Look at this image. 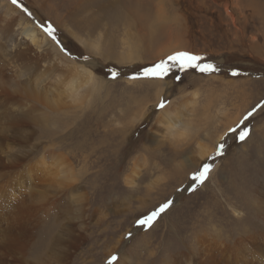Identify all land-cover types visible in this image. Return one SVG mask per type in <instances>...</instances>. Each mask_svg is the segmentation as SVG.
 I'll return each instance as SVG.
<instances>
[{"label": "rangeland", "instance_id": "rangeland-1", "mask_svg": "<svg viewBox=\"0 0 264 264\" xmlns=\"http://www.w3.org/2000/svg\"><path fill=\"white\" fill-rule=\"evenodd\" d=\"M18 2L20 7L3 4L17 9L54 48L47 70L40 64L26 69L40 76L37 90L46 94L47 108L40 105L39 117L27 121L32 153L11 174L29 175L33 194L38 184L66 186L49 208H33L36 220L27 226L36 238L28 261L44 263L39 258L67 227L68 216L84 239L71 248L68 264H109L113 255L116 264H163L199 240L236 247L239 238L264 232L251 212L264 198V0ZM49 25L55 41L44 30ZM179 52L200 56L219 71L174 68L164 80L131 78ZM75 63L83 86L85 68L94 78L59 104L58 90ZM0 69V76L6 73ZM110 69L119 73L115 79ZM162 100L167 106L160 110ZM166 108L181 112L188 127L179 130L183 136L158 119ZM245 129L250 135L242 142ZM200 144L210 150L204 160ZM21 148L17 158L26 153ZM205 163L208 178L193 181ZM9 183L3 182L4 191ZM165 202L171 206L151 227L137 224ZM243 243L236 248L248 257L253 240Z\"/></svg>", "mask_w": 264, "mask_h": 264}, {"label": "bare ground", "instance_id": "bare-ground-1", "mask_svg": "<svg viewBox=\"0 0 264 264\" xmlns=\"http://www.w3.org/2000/svg\"><path fill=\"white\" fill-rule=\"evenodd\" d=\"M3 3L4 0L0 4V67L6 70V73L0 76V264H39L27 259L28 249L36 238H32V229L30 230L27 225L34 219L33 208L38 209L40 206L49 208V200L65 191L63 190L66 187L64 186L65 182L59 183L60 186L57 187L56 185L54 188V185L51 187L46 183L35 185L37 192L33 194L29 175L26 176V173H23V176L21 174L13 175L11 172L21 164L24 165L25 161L30 159L28 155L32 153V150L28 148L31 139L30 132L32 131L24 130V127L29 125L27 121L39 117L36 115V110L40 105L47 108L46 94H40L37 90L40 76L30 75L26 69L32 71L35 69V65L40 64V67L47 70L49 67L47 68L45 65H51L52 59L48 58V55L54 48V44L36 29L35 25L26 20L17 9ZM19 36L24 38L16 39ZM58 62L64 64L61 59ZM74 66L76 67L74 73L58 90L60 93L58 94L59 97H56V102L59 104L63 95L65 98H70L69 90L73 91L77 88L83 90L84 86L91 83L94 78L93 72L83 67L86 69L84 71L86 80L83 86L79 78L75 76L81 71L76 63ZM23 78L25 81L21 82ZM21 84L26 85V87L23 88ZM46 87V85H41L42 90ZM11 88H14L15 92H12ZM64 88L67 89L68 95ZM195 97L196 95L193 98L195 99ZM180 114V111L178 114H174L172 110L166 108L158 119H161L164 124H168L167 129L171 131L175 128L178 135L183 136L179 130H187L188 127L178 116ZM216 145L217 141L214 143V146ZM21 147L27 148L26 153H24L23 158H17L15 154L19 153V149L22 150ZM199 147L202 148L199 153L200 160H204L209 155L210 150L204 148L203 144H200ZM7 179L10 180L9 184L12 188H6L7 183L4 191L3 182ZM26 184L27 186L30 184L27 189L24 188ZM21 190H25V193L29 194L22 195ZM256 202V209L251 212H255L259 220L257 221L264 227V198ZM67 218L65 219L67 227L64 226L55 234L52 243L49 245V250L39 258L45 264H68L73 255L71 248L77 247L76 249H78L81 241H84L83 234L76 233L75 222ZM84 225L86 226V224ZM249 239L253 240L254 251L247 257V255L239 254L236 247L241 248L244 245L243 240ZM205 241L199 240L192 243L189 249H185L186 252H180L179 259L173 261L176 259L174 255L170 259L163 260V264H264V232H255L252 235L249 234V237L239 238L235 243L236 247H230L222 242L220 244L218 241L216 245H206Z\"/></svg>", "mask_w": 264, "mask_h": 264}, {"label": "snow or ice", "instance_id": "snow-or-ice-1", "mask_svg": "<svg viewBox=\"0 0 264 264\" xmlns=\"http://www.w3.org/2000/svg\"><path fill=\"white\" fill-rule=\"evenodd\" d=\"M11 2L20 7L18 0H11ZM26 11V9H24ZM46 34L53 40H56L55 29L52 26H48L44 29ZM63 51V49H62ZM67 54V53H66ZM203 58L194 54H190L188 52H179L176 55H170L166 60H161L158 63L150 67H145L140 73L132 76V79H149V80H164L169 73L174 69H178L181 72H186L189 69H196L197 71L205 74L214 73L219 71L217 66L211 63L202 62ZM111 72L112 78L115 79L119 73L113 70H109ZM233 76H238L239 73L236 71L232 72ZM177 80L180 79L179 76L176 77ZM166 103L162 100L158 103L157 107L160 110H163L166 107ZM251 115V113H249ZM250 135V130L245 129L239 136V139L243 142ZM224 145L221 144L217 148V155H222ZM211 171V166L205 163L203 165L202 170H198L197 174L193 177V181H199L201 184L208 178V174ZM171 206V202H165L163 205L159 207L157 211H153L150 215H148L144 219H138V225H147L151 227L155 220L166 211ZM131 235V234H129ZM118 257L113 255L109 264H116Z\"/></svg>", "mask_w": 264, "mask_h": 264}, {"label": "clouds", "instance_id": "clouds-1", "mask_svg": "<svg viewBox=\"0 0 264 264\" xmlns=\"http://www.w3.org/2000/svg\"><path fill=\"white\" fill-rule=\"evenodd\" d=\"M182 135L185 134V133H181Z\"/></svg>", "mask_w": 264, "mask_h": 264}]
</instances>
